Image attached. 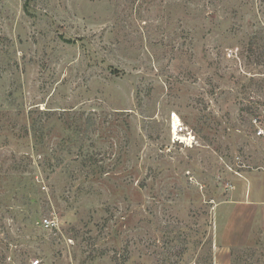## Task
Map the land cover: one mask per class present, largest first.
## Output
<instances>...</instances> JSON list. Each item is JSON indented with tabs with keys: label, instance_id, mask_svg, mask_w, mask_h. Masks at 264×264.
Here are the masks:
<instances>
[{
	"label": "rangeland",
	"instance_id": "obj_1",
	"mask_svg": "<svg viewBox=\"0 0 264 264\" xmlns=\"http://www.w3.org/2000/svg\"><path fill=\"white\" fill-rule=\"evenodd\" d=\"M261 46L264 0H0V264H264Z\"/></svg>",
	"mask_w": 264,
	"mask_h": 264
},
{
	"label": "built area",
	"instance_id": "obj_2",
	"mask_svg": "<svg viewBox=\"0 0 264 264\" xmlns=\"http://www.w3.org/2000/svg\"><path fill=\"white\" fill-rule=\"evenodd\" d=\"M176 116V114H173L172 116V120H171V131H172V140L174 143H180L182 145L188 146V147H194V145L198 144V139L196 134L194 133L193 130L188 129L184 123L181 121L180 117L178 118V124L177 126H174V117ZM262 131H259V136H261ZM52 221L50 220H44L42 222V226L44 228H50ZM53 225V223H52ZM33 264H40V261H35L33 262Z\"/></svg>",
	"mask_w": 264,
	"mask_h": 264
},
{
	"label": "bare ground",
	"instance_id": "obj_3",
	"mask_svg": "<svg viewBox=\"0 0 264 264\" xmlns=\"http://www.w3.org/2000/svg\"><path fill=\"white\" fill-rule=\"evenodd\" d=\"M177 124H178V118H177V116H175L174 117V126H177Z\"/></svg>",
	"mask_w": 264,
	"mask_h": 264
},
{
	"label": "trees",
	"instance_id": "obj_4",
	"mask_svg": "<svg viewBox=\"0 0 264 264\" xmlns=\"http://www.w3.org/2000/svg\"><path fill=\"white\" fill-rule=\"evenodd\" d=\"M260 48H261L262 51L264 50V47L261 46ZM263 52H264V51H263ZM262 56H263V55H262ZM261 58H262V57H261ZM261 90L264 91V84L261 85ZM41 225H42V224H41Z\"/></svg>",
	"mask_w": 264,
	"mask_h": 264
},
{
	"label": "crops",
	"instance_id": "obj_5",
	"mask_svg": "<svg viewBox=\"0 0 264 264\" xmlns=\"http://www.w3.org/2000/svg\"><path fill=\"white\" fill-rule=\"evenodd\" d=\"M248 195H249V197H250V195H251V192L250 193H248ZM262 204V203H261Z\"/></svg>",
	"mask_w": 264,
	"mask_h": 264
}]
</instances>
